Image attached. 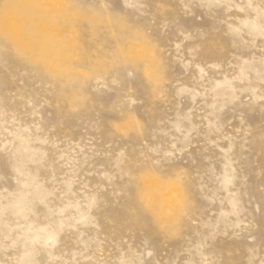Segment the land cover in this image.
I'll return each mask as SVG.
<instances>
[{"label":"rangeland","instance_id":"obj_1","mask_svg":"<svg viewBox=\"0 0 264 264\" xmlns=\"http://www.w3.org/2000/svg\"><path fill=\"white\" fill-rule=\"evenodd\" d=\"M31 1L99 64L0 26V264H264V0Z\"/></svg>","mask_w":264,"mask_h":264},{"label":"bare ground","instance_id":"obj_2","mask_svg":"<svg viewBox=\"0 0 264 264\" xmlns=\"http://www.w3.org/2000/svg\"><path fill=\"white\" fill-rule=\"evenodd\" d=\"M65 20L76 30V34L69 38L61 27V22ZM0 26L3 34L12 40L18 52L31 57L36 49L41 50L44 63L42 67L45 68L47 63L53 64L52 71L60 76L71 66L74 49L79 50L78 60H86L94 67L99 64L94 52L85 49L86 43L82 37L85 23L81 17L62 14L59 18H54L48 8H34L33 2L27 0L6 6ZM64 39V45L59 46V42ZM156 191L154 195L158 193Z\"/></svg>","mask_w":264,"mask_h":264}]
</instances>
